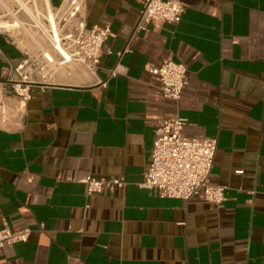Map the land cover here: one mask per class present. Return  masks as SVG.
Segmentation results:
<instances>
[{
    "label": "crops",
    "instance_id": "obj_1",
    "mask_svg": "<svg viewBox=\"0 0 264 264\" xmlns=\"http://www.w3.org/2000/svg\"><path fill=\"white\" fill-rule=\"evenodd\" d=\"M181 2L178 24L134 32L139 0H85L87 26L110 30L99 64L53 68L23 127L0 130V230H29L0 246V264H264V0ZM22 56L0 33V70ZM165 59L186 67L178 101L146 69ZM175 117L185 135L217 138L221 204L139 185L153 130ZM87 175L125 186L86 195Z\"/></svg>",
    "mask_w": 264,
    "mask_h": 264
},
{
    "label": "built area",
    "instance_id": "obj_2",
    "mask_svg": "<svg viewBox=\"0 0 264 264\" xmlns=\"http://www.w3.org/2000/svg\"><path fill=\"white\" fill-rule=\"evenodd\" d=\"M141 8L134 32L149 24L176 25L181 21V0H139ZM85 0H61L50 9L54 24L44 17L43 25L36 28L43 42L26 31V38L33 45L29 50L26 42L0 25V33L9 35L12 43L23 56L14 66H3L0 70V130H20L24 125L26 108L34 86H45L51 82L53 68L72 63L94 71L99 64L103 44L109 37L108 26H87L84 19ZM48 15V13H47ZM4 14L0 13V22ZM121 52L118 56H121ZM158 77L162 96L178 101L186 80V67L174 60H162L158 66H146ZM113 69L110 75H115ZM183 117L164 118L153 130L149 162L143 172L140 186L154 191L159 198L189 200L201 196L210 204L219 205L225 199L227 185L211 184L208 181L216 150L215 136L193 137L183 133ZM31 183L34 176H26ZM85 184L86 195L99 194L123 188L122 178H97L87 175L80 180ZM28 228L11 231L4 222L0 230V246L25 241Z\"/></svg>",
    "mask_w": 264,
    "mask_h": 264
},
{
    "label": "rangeland",
    "instance_id": "obj_3",
    "mask_svg": "<svg viewBox=\"0 0 264 264\" xmlns=\"http://www.w3.org/2000/svg\"><path fill=\"white\" fill-rule=\"evenodd\" d=\"M26 1V6L30 9V14L27 12L26 9H21V7L18 6V4L15 2V0H0V13L4 14L3 21H8L10 23L12 22H23V23H29L31 25H35V18L39 21V23L44 22V13L47 14V8L45 6L44 0H24ZM32 6V7H31ZM7 9H12L11 12ZM13 11V12H12ZM35 17V18H33ZM25 25V24H24ZM23 25V26H24ZM43 25V24H42ZM19 27L26 30H29L30 33H32L34 36H36L37 40L40 42H43L42 36L39 34V32L36 30V28H32V26L25 25L26 27ZM23 29H12L9 30H16L14 34L19 35V39L24 40L26 42L27 46L30 47L31 43L26 38V31ZM35 31V33H34Z\"/></svg>",
    "mask_w": 264,
    "mask_h": 264
},
{
    "label": "bare ground",
    "instance_id": "obj_4",
    "mask_svg": "<svg viewBox=\"0 0 264 264\" xmlns=\"http://www.w3.org/2000/svg\"><path fill=\"white\" fill-rule=\"evenodd\" d=\"M15 2L18 4V6L19 7H21V9H26L27 10V12L30 14V9L26 6V1H24V0H15ZM44 2H45V6H46V10H47V13H48V15L46 14V13H44L45 15H44V17L46 18V20L48 21V22H50L52 25L54 24V20H53V14L51 13V8H50V4H49V1L48 0H44ZM32 7V6H31ZM7 10H9V12H11V10L12 9H7ZM13 12V11H12ZM33 18H35V17H33ZM35 20V25H31V24H29V23H23V22H18V21H16V22H12V23H10V22H8V21H1L0 22V25H2V26H4V27H7L8 29H10V28H12V29H15V28H19V27H22L24 24L25 25H28V26H40V25H42V23L40 22L39 23V21L37 20V18H35L34 19ZM23 26V27H26V26ZM43 27H45V25L43 24ZM29 31V30H28ZM30 32V31H29ZM34 33H35V31H34ZM34 38H36V36H34L32 33H30Z\"/></svg>",
    "mask_w": 264,
    "mask_h": 264
}]
</instances>
